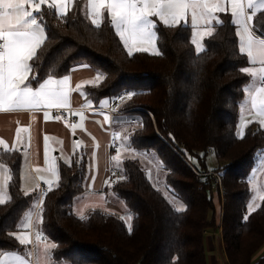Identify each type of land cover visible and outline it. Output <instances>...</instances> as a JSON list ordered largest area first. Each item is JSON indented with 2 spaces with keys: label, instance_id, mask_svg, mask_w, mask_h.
Here are the masks:
<instances>
[{
  "label": "trees",
  "instance_id": "trees-1",
  "mask_svg": "<svg viewBox=\"0 0 264 264\" xmlns=\"http://www.w3.org/2000/svg\"><path fill=\"white\" fill-rule=\"evenodd\" d=\"M81 2V1H80ZM61 16L42 6L45 43L38 50L32 73L41 82L48 75L68 74L77 63L94 67L103 77L86 86L94 103L103 98L128 113L129 146L155 158L165 170V182L184 207L158 189L138 157L126 156L111 189L132 213L129 225L100 208L84 216L74 200L84 193L89 159L74 152L69 163L60 162L59 179L37 208L39 228L55 244L51 255L66 264H207L204 239L220 233L229 264H264V200L249 212L252 198L249 174L256 153L264 149V127L249 123L241 137L240 106L251 75L246 53L240 52L231 13H220L213 35L196 52L193 28L158 23L160 55L124 47L109 20L93 25L78 3ZM158 21V20H157ZM253 30L264 33V9L252 20ZM31 76V74H30ZM37 86L35 82L32 84ZM132 92L129 99L120 97ZM137 123V124H136ZM137 126V127H136ZM213 151L219 163L209 168ZM10 172L8 198L0 204V257L24 250L16 232L36 210L38 192L25 194L21 185V154L2 151ZM194 167H191V165ZM222 176V190L209 171ZM248 216L245 220L244 217ZM15 234V235H12Z\"/></svg>",
  "mask_w": 264,
  "mask_h": 264
},
{
  "label": "snow or ice",
  "instance_id": "snow-or-ice-1",
  "mask_svg": "<svg viewBox=\"0 0 264 264\" xmlns=\"http://www.w3.org/2000/svg\"><path fill=\"white\" fill-rule=\"evenodd\" d=\"M71 0H0V109H52L66 108L69 105V95L73 91L70 87V76L65 75L57 79L54 75H48L41 82L38 74L32 73L33 64L38 59V50L45 43V28L38 22L34 13H39L43 5L57 9L61 16L67 14V5ZM93 9V19L91 23L99 26V17L102 10H107L111 24L115 28L116 34L120 37L128 54L133 51H148L149 48L156 47V31L158 23L163 26H181L186 23V15L191 12V23L195 30L198 20L208 22L214 13H226L225 0H90ZM230 5L231 16L239 26L238 35L240 38V52L247 53L253 60L259 59V63L264 65V38L257 39L250 30L248 21L255 16V11L251 15L246 9L264 8V0L257 5L254 0H226ZM153 18H158L154 20ZM213 35L211 27H205L203 31H193L191 43L195 45L197 53L204 50L202 41L206 37ZM264 35V33H262ZM154 54L160 55L157 50ZM30 61L33 64H30ZM241 71L252 76H259L264 81V67L259 69L244 67ZM31 74V76H30ZM103 79L97 76L96 83ZM33 82L36 87H33ZM81 85L77 84L75 90H80ZM252 105L259 108L260 115L264 116V86L257 87L255 92H250ZM133 93L128 92L130 99ZM120 99H124L123 96ZM83 117V114H80ZM45 119L49 118V113L44 112ZM60 120L58 115L55 117ZM107 119V117H105ZM264 126V119L260 120ZM21 129H17V139ZM242 137V133H240ZM48 137H45L47 146ZM5 141L0 139V145ZM47 159V147L45 151ZM55 165H52L55 174ZM37 171H40L37 168ZM95 180V177H91ZM51 187L53 181H47ZM27 195V193H25ZM264 200V196L260 197ZM5 201L0 196V204ZM260 207V205H256ZM249 212L255 209L252 204L248 205ZM180 211L181 209H177ZM245 220L248 216L244 217ZM131 220V216L128 217ZM27 227V226H26ZM129 232L131 226L129 225ZM15 235V234H12ZM20 244L29 243L27 235H20ZM40 239L39 233L37 240ZM52 249L56 248L51 244ZM48 248H45L47 255ZM18 264H27L22 257H17Z\"/></svg>",
  "mask_w": 264,
  "mask_h": 264
},
{
  "label": "crops",
  "instance_id": "crops-1",
  "mask_svg": "<svg viewBox=\"0 0 264 264\" xmlns=\"http://www.w3.org/2000/svg\"><path fill=\"white\" fill-rule=\"evenodd\" d=\"M261 2L262 0H254V3L257 5ZM78 3L81 5L80 7L83 13L92 20L94 17L90 0H71L67 5V13L70 10L76 9L77 6H79ZM245 3H247V0H245ZM225 6L227 7V12L231 13L230 5H227L226 0ZM53 9L58 15H60L57 9ZM262 9L264 8L258 7L256 9H246V12L251 15L253 11L256 13ZM34 15H36L41 26L45 28L39 14L34 13ZM153 19L158 20V18ZM185 19L186 23H182L192 26L190 11ZM220 19V13H214L213 17L210 18L208 22L203 19L198 20L197 26L193 31H203L205 27H211L213 29L214 26L220 22ZM232 19L234 22L233 17ZM99 20L100 23L105 20L110 21V16L106 9L102 10ZM252 20L247 22L250 30L257 39L264 38L253 30ZM235 25L238 35L240 29L236 23ZM157 50L158 45L156 41V47L149 48L148 51L155 53ZM249 62V67L256 68L257 66H264L259 63V59L253 60L252 58H249ZM96 73L97 71L91 65L77 63L72 67L71 71L66 74L70 76V87L73 89L69 95L68 107L77 108V110L73 111V115L78 119V123L76 124H65L61 119L57 120L51 109H8L7 107L0 109V139L5 141L4 145H0V196H2L4 201L8 198L10 172L8 166L1 160L2 151L18 150L20 152L22 189L24 190V188H27V190H33L31 192H38V206L42 200V197L39 196L41 186L48 185V180H51L56 184L59 179L60 162L69 163L74 152L81 149L84 150L88 156L89 166L86 178V189L84 193L79 195V197H85L87 195L89 191L87 190L89 189L88 187H94V191H102L103 189L108 188L109 184L115 177L111 155L117 148H113L110 145L112 133L117 137L112 129L115 128L114 126L117 117L119 115L122 116L125 113L118 110V107L116 106L117 104L114 105L109 98H103L98 103H94L88 98L86 86L94 84L89 82L96 76ZM63 76L54 77L60 79L63 78ZM77 84L81 85V88L78 91L75 90ZM260 86H264V81L261 82V85H256V88ZM255 89L253 92H255ZM247 93L246 90V96L243 100L246 104V108H253L254 112H259L256 110L257 108L253 107L252 97ZM45 111L49 113V118L47 120L44 116ZM81 113L83 114V117H81ZM105 117H107V119H105ZM253 121L256 120H251L248 124ZM122 126L123 125L119 127L118 131H121L120 128ZM18 128L21 129L19 139H17ZM45 137H48L47 146L45 144ZM96 142L98 143L96 144ZM101 144L102 149L93 151L95 146H100ZM86 145L90 146L89 150L84 149ZM46 147L47 159L45 157ZM53 153H55L56 156L53 155ZM53 164L55 165V174H53V171L51 170ZM37 168H39L40 171H37ZM93 176L95 177V180L91 179ZM38 206H36V210L23 221L21 229L16 232L17 237L22 234L27 235L30 242L24 244L26 246L24 250L4 252L0 257V264H18L17 257H22L27 264H53L51 261V259H53L50 247L51 242L47 238L42 239L41 236L40 239L37 240V234L39 233L40 235L41 233L39 221L36 216ZM73 210L78 216H84L90 209L87 210L85 205L79 208H75L73 205ZM103 210L116 214L121 218L122 214L125 213L124 208L121 205L112 202L111 199H108L107 205ZM214 239L215 237L212 234H207L204 239L207 264H220L216 255L212 252L216 248ZM218 241L221 252L224 255V263L229 264L221 234L218 236ZM45 248H48L47 255H45Z\"/></svg>",
  "mask_w": 264,
  "mask_h": 264
},
{
  "label": "rangeland",
  "instance_id": "rangeland-1",
  "mask_svg": "<svg viewBox=\"0 0 264 264\" xmlns=\"http://www.w3.org/2000/svg\"><path fill=\"white\" fill-rule=\"evenodd\" d=\"M80 64H83V63H80ZM260 67H264V66H257L256 68L259 69ZM98 75L99 74L96 73V76L93 77L91 81H95L96 77ZM261 82H262V80L259 76H252L251 75L250 81L246 87V90L248 92L247 94L250 95L249 93L253 92V90L256 88V85H261ZM126 95L127 94L122 95V96L126 97ZM106 99H108V98H106ZM256 110L259 111V108L257 107ZM130 118L131 117L128 113H125L122 116L119 115L117 117V121L115 122V126H114L115 128L112 129L116 133L118 143H119L118 147L116 148V151L113 152V154L111 155L112 167L118 173V170L121 169V161L124 157L130 156V157L140 158L143 167H145L147 165V167L149 169H151V172H148V174L150 173V176L152 177V181H153L154 185L158 189H160L164 194L168 195L172 199V201L174 202L175 206L178 209H182L184 207V204L180 200L175 198L174 195L172 194L171 189L169 188V186L165 182V170L160 166L158 161L155 158H153L152 156H150L148 154L144 155L143 152L135 150L129 146V134H130L129 129L130 128L133 129L134 124H135L134 123L132 126L129 124L130 122L128 120ZM261 119H264V116L260 115V111L256 113V112H254L253 108H251V109L246 108V104L243 102L241 105L239 132L243 134L246 126L248 125V122H250L251 120H256L260 123ZM121 125H123L120 128L121 131H118V129ZM131 129H130V131H131ZM97 143L98 142H96V144ZM89 148H90L89 145H86L84 147L85 150H89ZM98 149H102V144L100 146H95L93 151H98ZM53 155H55V153H53ZM218 163H219V161H218L217 157L215 156L214 152L209 151V153L207 155L208 167L210 169L215 168L216 165H218ZM115 175H116V173H115ZM116 178L117 177L115 176L113 178V180L111 181V183L109 184L108 188L103 189L102 191H94L95 190L94 187H88L89 189H87V190H89V191L85 197L77 196L75 198L76 201L74 200V207L79 208V207H83L85 205V208H87V210L93 209V208L103 209L107 205L108 199H111L112 202H114L118 205H121L124 208L125 213L122 214V219L127 223V225H130L131 220L129 221L128 217L129 216L132 217L131 211L129 210V208L127 207V205L123 201V199H121L119 197V195L111 189V185L116 180ZM248 179L250 182V188H251V192H252V198H251L249 204H252L253 208L255 209L256 205L259 204V202L261 200L260 197L264 196V149H261L256 153L255 163H254L253 168L249 174ZM220 190H222V189H220ZM31 191H33V190H27V188H24V192H31ZM38 203H36V206H38ZM222 231H223V229L221 228L220 229L221 234H222ZM220 233L214 235L216 248L212 252L216 255V258L219 260L220 264H225L224 263V260H225L224 255L221 252V249L219 247V241H218V236L220 235ZM51 261L53 264L54 263L66 264V262H56L53 259H51Z\"/></svg>",
  "mask_w": 264,
  "mask_h": 264
},
{
  "label": "built area",
  "instance_id": "built-area-1",
  "mask_svg": "<svg viewBox=\"0 0 264 264\" xmlns=\"http://www.w3.org/2000/svg\"><path fill=\"white\" fill-rule=\"evenodd\" d=\"M123 95H125V93ZM117 100H118V98H114L112 100V103L116 104ZM75 110H77V108H74V107L52 108L51 109L53 115L54 116H58L59 115L61 117V120L65 124H76V123H78L77 117L73 115V111H75ZM110 145L113 148L118 147V145H119L118 139L115 136V134H113V133H112V136H111V139H110ZM191 167H193V166L191 165ZM208 173L213 176L214 186L222 189L223 182H222V176L220 175V173L217 172V171H213V170L209 171ZM54 187H55V183H52L51 187H49V185H42L40 190H39V196L43 197L44 195H46ZM40 236H41L42 239H46V236L42 232L40 233Z\"/></svg>",
  "mask_w": 264,
  "mask_h": 264
}]
</instances>
